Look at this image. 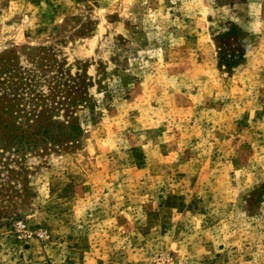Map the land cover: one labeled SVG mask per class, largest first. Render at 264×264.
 Instances as JSON below:
<instances>
[{
  "label": "rangeland",
  "instance_id": "1",
  "mask_svg": "<svg viewBox=\"0 0 264 264\" xmlns=\"http://www.w3.org/2000/svg\"><path fill=\"white\" fill-rule=\"evenodd\" d=\"M168 261L264 264V0H0V264Z\"/></svg>",
  "mask_w": 264,
  "mask_h": 264
},
{
  "label": "trees",
  "instance_id": "2",
  "mask_svg": "<svg viewBox=\"0 0 264 264\" xmlns=\"http://www.w3.org/2000/svg\"><path fill=\"white\" fill-rule=\"evenodd\" d=\"M31 127V126H29ZM59 128V127H58ZM73 128V127H71ZM79 129H77L78 131ZM60 131L59 133H54V134H50V132H52V129H49L48 126H46L43 130H42V133L41 135H47V137H49L51 140H54L56 142H60L61 139L63 138V136L66 134L64 131H62L60 128L59 130ZM31 136H28V138L26 139V141L24 142V145L26 146V148H33V147H36L38 145H42V144H45L46 143V139H40L38 142H37V139L35 138L36 136V133H31L30 134ZM35 138V139H34ZM16 143V142H15ZM16 146H19V144Z\"/></svg>",
  "mask_w": 264,
  "mask_h": 264
},
{
  "label": "built area",
  "instance_id": "3",
  "mask_svg": "<svg viewBox=\"0 0 264 264\" xmlns=\"http://www.w3.org/2000/svg\"><path fill=\"white\" fill-rule=\"evenodd\" d=\"M165 264H177V263H175V262H173V261H168V262L165 263Z\"/></svg>",
  "mask_w": 264,
  "mask_h": 264
}]
</instances>
